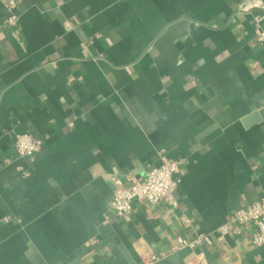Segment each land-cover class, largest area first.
<instances>
[{
  "label": "crops",
  "instance_id": "obj_1",
  "mask_svg": "<svg viewBox=\"0 0 264 264\" xmlns=\"http://www.w3.org/2000/svg\"><path fill=\"white\" fill-rule=\"evenodd\" d=\"M16 2L11 24L0 0V264H264L252 227L217 233L264 196V0ZM162 156L181 161L177 207L118 216L114 189ZM195 231L212 242L176 248Z\"/></svg>",
  "mask_w": 264,
  "mask_h": 264
},
{
  "label": "built area",
  "instance_id": "obj_2",
  "mask_svg": "<svg viewBox=\"0 0 264 264\" xmlns=\"http://www.w3.org/2000/svg\"><path fill=\"white\" fill-rule=\"evenodd\" d=\"M5 8L8 11V21L14 24L18 16L14 13L16 0H4ZM257 39L264 41V30L257 31ZM42 145L40 137L33 136L28 132L19 133L16 136L15 148L20 157L32 156ZM180 165L178 159L162 156L161 163L152 167L145 178L131 177V183L127 186L119 185L114 189L111 208L120 216H126L132 211V204L135 200H146L151 203L164 202L171 207H177L176 192L180 184ZM187 226L192 225V219L184 217ZM252 227L251 239L254 245L264 244V196L252 203L236 209L228 221L217 228L219 239L226 235L239 236L245 228ZM212 236L210 233L195 231L191 236H180L177 239L176 248L196 249L204 244H210ZM158 257L152 256L153 263ZM197 264H205L204 255H196Z\"/></svg>",
  "mask_w": 264,
  "mask_h": 264
},
{
  "label": "water",
  "instance_id": "obj_3",
  "mask_svg": "<svg viewBox=\"0 0 264 264\" xmlns=\"http://www.w3.org/2000/svg\"><path fill=\"white\" fill-rule=\"evenodd\" d=\"M261 113L264 114V110H262Z\"/></svg>",
  "mask_w": 264,
  "mask_h": 264
}]
</instances>
